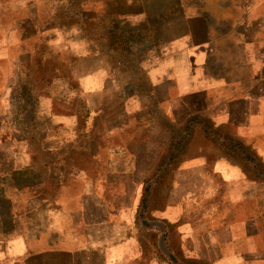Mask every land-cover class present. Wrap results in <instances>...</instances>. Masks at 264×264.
Wrapping results in <instances>:
<instances>
[{"label": "crops", "instance_id": "obj_1", "mask_svg": "<svg viewBox=\"0 0 264 264\" xmlns=\"http://www.w3.org/2000/svg\"><path fill=\"white\" fill-rule=\"evenodd\" d=\"M131 37L150 40L149 94L122 96L101 143L40 111L35 149L15 121L32 111L14 104L48 98L15 92L23 62L62 56L92 94L102 56L113 40L129 54ZM0 62V264H264V0H0ZM182 123L193 134L179 158ZM205 123L236 142L215 144Z\"/></svg>", "mask_w": 264, "mask_h": 264}, {"label": "rangeland", "instance_id": "obj_2", "mask_svg": "<svg viewBox=\"0 0 264 264\" xmlns=\"http://www.w3.org/2000/svg\"><path fill=\"white\" fill-rule=\"evenodd\" d=\"M122 40H113L115 46L114 52H109L102 56V63L105 67L103 71V86L92 93H85L82 87L76 79H71L72 66L74 62L69 63L68 59L64 61V57L54 54L38 56L34 62H30L23 68V75L19 76L18 87L15 92L20 94H33L35 97L46 96L48 102L37 103H15V109L22 112L32 111L31 116L26 117V113L22 118H17L15 121L30 127L31 137L34 139V148L37 149V141L40 139V133L38 128L46 127L47 119L41 117V113L36 115L40 111L49 110L51 114L58 115L63 114L68 117H74L75 126L80 128L93 127L98 134V142L101 143L105 138L107 132V121H115L112 119L114 113L121 112L126 103L122 102V96L136 95V94H149L151 88L148 86L147 76L139 70L140 65L145 58L143 51L148 47L150 40L144 38H130V52L129 54L121 53ZM125 44V40H124ZM117 47V48H116ZM125 47V45H124ZM8 62H0V67L6 68ZM93 65L89 62L88 56H82L79 60V69L81 72L88 70ZM124 78V81L128 80L129 86H113V79ZM21 89V90H20ZM145 106H149L148 103ZM153 110V107H149ZM110 117V118H109ZM51 125H52V119ZM73 121V120H72ZM203 129L206 136L215 144L225 139L227 142L233 143L235 140L224 136V132L218 130L208 123L203 124ZM172 144L177 146V155L183 154L184 148L188 142H190L193 134V127L187 123L179 125L177 130H172ZM173 133H176L174 136ZM224 136V138H223ZM38 148V149H39ZM76 152L70 150L66 152V161L79 162L83 164L88 171L89 166L87 164V153H80L74 156ZM176 152L170 150L167 152L168 159H174ZM77 154V153H76ZM41 159V158H40ZM57 159L56 150L51 149L49 161L51 163V172L56 173L59 170V166L55 165ZM261 169V167L259 168ZM69 170V168H67ZM105 168H98L99 174H104Z\"/></svg>", "mask_w": 264, "mask_h": 264}]
</instances>
